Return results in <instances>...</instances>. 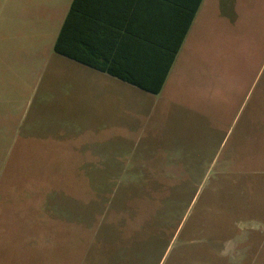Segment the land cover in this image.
Here are the masks:
<instances>
[{
	"label": "rangeland",
	"instance_id": "1",
	"mask_svg": "<svg viewBox=\"0 0 264 264\" xmlns=\"http://www.w3.org/2000/svg\"><path fill=\"white\" fill-rule=\"evenodd\" d=\"M69 4L0 0V264H82L113 191L116 206L173 191L160 214L181 233L148 245L146 264H264L261 185L233 239L207 245L227 171L264 167V0H208L207 30L157 96L54 52Z\"/></svg>",
	"mask_w": 264,
	"mask_h": 264
},
{
	"label": "trees",
	"instance_id": "2",
	"mask_svg": "<svg viewBox=\"0 0 264 264\" xmlns=\"http://www.w3.org/2000/svg\"><path fill=\"white\" fill-rule=\"evenodd\" d=\"M194 1V6L190 5V8L187 10L186 24L181 33L180 41L173 48L170 60L165 66L164 72L155 77L145 76L143 78L147 80V83L152 84L151 86L130 75H124L116 71L111 65H108L107 56L113 53V51L109 50L108 41H110V37L106 36V33L102 36L107 37L108 41H98L95 47L92 46L90 41L86 42L79 39L78 29L82 11L79 0L71 1L68 14L58 32L53 50L61 56L84 63L94 69L106 72L109 75L127 80L129 83L138 87L145 89L152 88L146 91L157 95L161 92V87L164 84L178 48L181 46L184 35L187 29H189L202 0ZM106 28L105 26L101 27V29ZM107 29L111 34L110 29ZM102 49H104V51H102ZM92 54L95 56L91 57ZM98 58L102 59L104 62L100 63ZM214 155L216 156V152ZM236 158V156L233 158L232 163H235ZM228 160L229 158H227V161ZM212 162L213 161H211L210 164ZM228 162L231 163V161ZM197 169L199 168L197 167L193 171ZM231 170H228L227 172L229 173H226V176L234 181V186L231 190L228 189L229 197L225 201L222 200L218 202L217 205L211 206L209 212L207 211V213H214L213 216L207 217V245L209 242L222 245L232 240L238 229L237 222L249 220L247 216L244 217L242 215L243 210H245V212L248 211L250 209L248 205H253L257 199L259 200L257 190L260 189V185L264 190V182H262L264 180V171L262 173L252 171L251 169L238 171L234 166ZM172 192H169L168 195H162L158 197V199L151 198L149 201L147 197H143L142 193L139 192V196L132 199L130 204L128 202L123 203V200L120 205L118 204L119 206L114 204V191L113 196H107L103 199L99 197V200H97L99 205L97 204L98 202H95L97 213L95 214V211L92 213L93 223L92 219L90 222V224H92L90 228L93 227L91 244H89L87 248V254L84 256L82 264H146L144 258L148 257V245L159 238H163L166 247L169 241L173 240L177 235L179 230V225L167 228V224L162 220V213L160 214L162 210L164 212L166 209L167 201H169L170 198L172 199ZM238 197L239 199L242 197L243 201H240ZM102 201L104 204H102ZM91 202L93 201H90V203ZM149 204H151L152 210H150V213L147 215L149 212L147 205ZM263 218L264 215L262 217L258 215L255 221L259 223L261 221L264 222ZM148 220L150 222H147ZM84 221L85 219L83 222ZM83 224L85 223H82V225ZM147 224H149L150 227H148ZM180 233L181 230L178 236H176L177 238ZM193 239L194 238H188L186 242H190ZM155 248H149V252L152 251V255L154 254ZM221 258L222 256L219 253H214L212 255L207 253L208 260L204 262H222ZM93 259L96 262H93Z\"/></svg>",
	"mask_w": 264,
	"mask_h": 264
},
{
	"label": "crops",
	"instance_id": "3",
	"mask_svg": "<svg viewBox=\"0 0 264 264\" xmlns=\"http://www.w3.org/2000/svg\"><path fill=\"white\" fill-rule=\"evenodd\" d=\"M61 23V26L68 14L70 5ZM207 2L202 0L197 12L194 15L193 21L187 29L182 44L178 48L174 61L170 66L167 77L161 87V92L165 87L169 76L179 62L181 52L186 46V43L197 33V28H205L207 30ZM82 7L78 37L82 41H90L95 47L98 41H108L106 36L110 37L109 50L113 53L107 56L108 65L115 68L116 71L124 75H130L135 79L144 82L147 85L145 76H158L164 72L165 66L170 60V55L173 48L180 41V36L186 24V13L190 5L194 6V0H79ZM98 20V21H96ZM60 26V28H61ZM109 28V30L101 29V27ZM201 28V29H202ZM60 30V29H59ZM200 30V29H199ZM104 51V49H102ZM87 52V51H86ZM95 55L92 54L91 57ZM64 57V56H63ZM67 58V57H65ZM69 59V58H67ZM99 62H104L98 58ZM71 60V59H69ZM73 61V60H72ZM75 63L88 68V71H94L102 75L108 76L118 82H113L112 85H127L134 87L147 94L157 95L147 92L152 88H141L129 83L127 80L109 75L106 72L94 69L84 63L74 61ZM146 81V82H145ZM151 82V81H149ZM156 82V81H153ZM126 87V86H124ZM255 121L263 122V120ZM257 138V137H256ZM253 140L255 138H252ZM254 145L252 143L251 155H254L252 164H255ZM221 153V152H218ZM217 153V154H218ZM232 149L231 155L238 156ZM261 159V155H260ZM252 165L248 167H237V170L251 169L255 172H263L260 167Z\"/></svg>",
	"mask_w": 264,
	"mask_h": 264
}]
</instances>
